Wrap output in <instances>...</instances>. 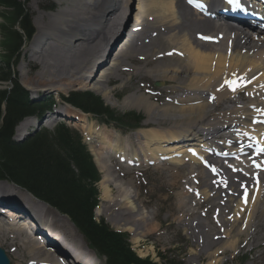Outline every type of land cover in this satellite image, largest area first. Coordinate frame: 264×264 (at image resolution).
<instances>
[{
    "label": "bare ground",
    "instance_id": "obj_1",
    "mask_svg": "<svg viewBox=\"0 0 264 264\" xmlns=\"http://www.w3.org/2000/svg\"><path fill=\"white\" fill-rule=\"evenodd\" d=\"M206 1L211 2L208 4L210 18L203 17L196 10L188 9L184 0H71L73 4L49 15V21L43 23L46 27L39 26L40 29L29 45L32 52L29 61L37 63L42 62L40 57H45L47 51L44 46H47L48 40L54 39L68 47L67 51H73L71 52L73 55L68 58L77 65L74 71L75 75L80 77L78 80L85 79V88L94 90L110 105H114L109 102L111 93V98L115 96L109 86L112 75L117 73L122 63L123 72L131 71L130 65L125 64V59L132 60L135 55H139L137 57H140L147 65L154 64L144 72L142 68H135L137 73L143 72L144 77L151 76L163 82L168 79L180 83L178 87L181 93L170 98L164 107L159 106L160 104L156 105L144 94L132 93L125 97L123 102L125 105L145 109L150 116L147 123L154 120L157 125V128H150L152 126L147 125V128L133 132L132 135L124 138L125 141L129 140L131 145V136L135 137L137 149H128L131 153L134 151V155L128 152L125 146L124 148L120 146L122 137L120 134V136L115 134V131H113L115 133L108 132L105 128L95 130L93 123L88 119H82L81 127L89 140L95 162L102 172L109 168L106 158L117 155H119V161L123 160L129 167L135 166L134 172H139L146 163L152 161L157 165L170 164L172 168L162 169V176L153 182V186H157V191L163 192L162 188L168 187L166 182L173 183L179 177L180 169L178 168L186 167L188 180L182 185L181 194L180 192L177 194V200L172 202L173 207H168V215L172 218L175 212L190 208L189 200L192 201L194 197L191 195L193 193L189 185L195 181L197 184L195 190L200 189L201 196L205 200L194 203L195 210L192 208L191 212L188 210L186 214L181 213L182 217L179 216L180 219H178L179 223L184 222L189 229L195 224L194 227L199 226L207 231H202L200 234L206 237L209 245L205 246V241L203 242L202 239L200 241L203 242L200 245L202 251L195 249L191 254L193 256L206 255L205 251L211 244H213L211 249H216L214 247L218 244L214 243L213 236L225 237L218 239L221 240L219 244L223 243L219 245L221 247L218 255L227 250H235L238 237L243 233L251 235L254 239L259 237L256 233L257 227L251 234L248 231L258 222H262L264 216V174L258 173L253 166L251 168L248 160L255 158L252 165L256 161L264 165V156L255 157L252 154L254 147L251 150L247 144L264 135V127L259 123L264 119V28H261L263 36L255 35L247 38L236 35L231 39L229 33H226L224 38V29L217 25L213 16L220 18L221 11L229 0ZM247 1L256 2L257 0ZM132 20L131 27L127 28ZM194 34L196 36L210 35L218 37V40L216 43H204L194 38ZM228 39H231V44ZM141 43L144 44L141 45ZM116 45L118 50L113 52ZM92 48L101 49V51L105 49V53L97 60L94 57L79 59V52L82 49L85 51L93 50ZM172 48L176 50L172 51ZM107 54L109 59H106ZM91 56L97 57L96 54ZM47 60L50 58H46L45 63ZM90 70H92L91 75L87 76ZM229 82H235L240 86L233 91ZM153 96L158 100L157 96L161 97L163 94L160 95L157 92ZM210 98L213 101H210ZM163 121H169L167 126L159 125L165 124L162 123ZM30 123L31 119L24 120L18 126V130ZM225 150L228 155L247 154L248 159L238 161L239 165L246 168L244 174L240 173L235 164L225 165V162H232L228 159L229 156H226L225 160L222 159L224 154L218 158V153H224ZM193 153L203 155L212 163L213 167L220 172L221 178L202 168ZM121 156L125 157L121 158ZM166 159L169 161L162 163ZM160 167L157 166L155 169ZM143 170L149 171L148 168ZM164 177L167 179L165 180ZM135 181L137 182V179ZM101 184L103 187L101 197L103 194L118 216L126 217L127 222L121 224L122 227L133 235L143 233L142 228L135 227V223H151L145 209V206L150 205L151 202L141 201L144 206L140 204L138 193L142 189L141 185H138L137 195L134 190H131L132 188L118 183L115 185L118 186L117 195H114L106 176H103L100 186ZM144 190H146L145 195H148V193L153 194L155 189L151 184ZM0 191V195L3 193L7 197L14 196V203L19 206L16 208L22 209L24 213L41 223L43 230L53 235L56 241L63 245L64 250L74 254L81 264H95L92 258L96 257L94 252L88 248L84 238L66 216L14 184L0 182ZM235 197H240V204L234 210V213H237L232 219L225 220V215ZM104 198L102 197V200L105 201ZM206 200L211 203L209 210L216 207L219 209V213L215 211L218 218L209 222L206 221L207 219L203 221L202 218L210 216V214L206 216L208 209V211L202 209ZM216 200H219L217 205H215L216 202L214 203ZM46 210L52 211L54 218L45 217ZM96 215H99L97 210ZM17 216L18 214L14 211L0 209V236L2 238L4 236L11 242L17 239L23 241L21 245H24L32 254L30 260H36L37 264L50 261L53 254L43 249L47 242L41 243L31 225L21 219L18 221ZM229 221L231 228L238 223L241 226L238 225L239 228L234 233L232 229L225 230ZM210 222L214 225L222 222L213 227L215 231H218L212 235L209 231ZM71 232L79 240L77 247L74 245L76 239L66 236ZM24 233L28 234L27 243L21 239ZM34 239L39 241L41 248L33 246ZM226 240L228 245H224ZM193 242L196 241L193 240ZM51 261L50 264H56L53 259Z\"/></svg>",
    "mask_w": 264,
    "mask_h": 264
},
{
    "label": "rangeland",
    "instance_id": "obj_2",
    "mask_svg": "<svg viewBox=\"0 0 264 264\" xmlns=\"http://www.w3.org/2000/svg\"><path fill=\"white\" fill-rule=\"evenodd\" d=\"M50 1L52 3H54L57 7L56 10L53 12L44 11L42 9L43 5H46V3H47L43 0H31L28 4V8H29L30 13L33 17V24H34V27L36 29V33H37L38 29H40L39 26L42 27L47 21H49L48 18H49V15L51 13L55 14V12H57L59 9L66 8L68 5L73 4L70 2L71 0H50ZM1 10H5V9L0 8V11ZM124 15H125V13L123 14V17H124ZM132 23H133V20H132V22L130 21L127 28H130ZM44 27H46V26L44 25ZM122 30H123V28L121 29V32H122ZM210 33H213V32H210ZM193 37L197 38L195 34L193 35ZM30 43L31 42L25 44V46L23 47L21 58L19 59V61L14 66H12V73L15 74V75H12V77L13 76L17 77V79L20 81V83L23 84L28 89V91L30 92V94L34 100L37 98L50 97V96H53L56 100H58V106L56 108V111L60 110V112H62L63 114H70V116L72 115L71 118H67L66 116L62 115L61 118L59 119V121H65L67 124L70 125V127L74 128L78 131L80 130V132L83 135L84 141L89 145L87 138L85 137V134H84V129L81 127V123H79L78 121H75V118L72 120V117L75 115L76 111L71 109L69 106L63 104L60 100L61 95H68L71 91L87 90L85 88L86 86H84L86 80L85 79L82 81L78 80L80 77L78 78V75H75L76 72L74 71L75 70L74 68L77 65H75V62H71L70 61L71 59L68 58V56L70 57V55L71 56L73 55V53H71L73 51L72 50L67 51L68 47H66L65 45H62V43H59L54 39H50L47 42V46L46 45L44 46V48H46L47 54L45 53V57H43V56L40 57V61H42V62H40V63H37L36 61L30 62L29 61L30 56L32 55L31 47L29 46ZM0 44H1V40H0ZM121 44H123V43H121ZM143 44L144 43H141V45H143ZM118 45H116L113 52L118 50L117 49ZM173 50H176V48H172V51ZM82 51H83V49H82ZM82 51L79 52V57H80L79 59L80 60L84 59V57H86V58L94 57L95 60H97L102 54L105 53V49L103 51H101V49H99V50L88 49V50H85L83 52ZM80 53H81V55H80ZM95 54L97 57L91 56V55H95ZM137 56H139V55H135V57H133L132 60H130L129 58L127 59L126 58L127 56L125 57L126 58L125 64L130 65V69H132L131 71H124L123 72L122 68L124 65L122 63L119 66L120 69L117 71V73L115 75H112V78H111L112 80L109 83V86L111 87L115 96L111 98V96H112V93H111V96H110L111 99L109 98V102L114 103V105L108 104L105 101V99L102 96L101 97L103 98L104 102L107 103V105H109L114 111H116L120 114L135 112L136 114L143 115L144 120L141 122L140 128L133 130V129L129 128L128 125L121 124V123L116 122V121L115 122H113V121L106 122L103 119H95L91 115L87 118L88 121L93 123V128L95 130L105 128V130H107L108 132H112V133L116 132L115 134H117V135L120 134L122 137V140L120 141V146L123 148L125 146V148H127V150L129 148H132L133 150L137 149L138 145H136L137 141H136L135 137L131 136V139H130L131 145H130L129 140L125 141L124 138H126L130 134L132 135L133 132L147 128L148 127L147 125L152 126L150 128H153V127L157 128V125H156V123H154V120H152L149 124L147 123L148 118L150 116L146 112L145 109H139L136 107H129V106L125 105L123 103L125 100V97L128 96L129 94H132V93L144 94V95L148 96L151 101L156 103V105L160 104L159 106L164 107V106H166V104H168L170 98L181 93L180 88L178 87V86H180V83L177 82L176 80H168L167 79L166 81L163 82V81L158 80L157 78H154L151 76H145L144 77L143 76L144 70H146L147 68L149 69L154 64L147 65L140 57H137ZM46 58H50V60H47L45 63ZM106 59H109L108 54L106 56ZM135 68H142L143 72L137 73L135 71ZM91 71L92 70H90L87 73V76L91 75ZM136 73H137V75H136ZM75 79L77 81H75ZM7 85H9V82L5 83L3 85L0 84V88L6 87ZM174 88H176L177 90ZM152 89H153V92L157 91L158 94H160V95L163 94V96H161V97L157 96L158 100H156L153 95H155L157 92L154 94H151V95L149 94ZM92 91H94V90H92ZM177 114H179V113H177ZM162 123H165V124H159V125L162 127H165V126H167L169 121H163ZM35 124H36V121L32 120V122L26 126V130L31 131V128H35ZM82 125H83V121H82ZM48 127L51 128V126H48ZM149 129H147V130H149ZM113 131H115V132H113ZM17 133H18V130H17ZM143 140L144 139H142V141ZM123 141H125V142L123 143ZM90 147H91V145H90ZM128 152L131 153V150H128ZM131 154L134 155V151ZM168 161H169V159H166L162 163H166ZM106 163H107V166L109 168L103 172L101 171L102 178H103V176H106V178L109 179V187L112 190V193L114 195H117V187L118 186H115V185H117L118 183H120V184H122V185H124L130 189L132 188L131 190H134L135 194H137V192H138L137 191L138 187H139L138 185H141L142 189L139 190L141 193V197H140V193H138L139 194L138 200H139L140 204L142 206H144L141 201H143V203L147 200L149 202H151L150 205L145 206L146 207L145 209L147 211V216L151 221V223H149L150 225L147 222L144 224H142V223L140 224V223L136 222L135 227L142 228L141 230H143V233L138 234V235H133L130 231H128L127 229H124L121 225L123 223L126 224L125 223V222H127L126 217L125 216L122 217L119 215L120 216V218H119L118 214L116 213V211L114 209H112L113 207L111 205H109V203L107 202V199L104 198L103 194H102V197L105 199V201L102 200L101 193L103 192V187H102V184L100 186V183H99L100 204H99L98 209H97V212L99 215L96 216V218L99 220L105 219L115 229L129 232V234H130L129 238H130V241L132 243V246H133L134 250H136V252L140 256H143V257L148 256L149 258H151L154 261L159 262V263H164L163 258H160V256H159V253H160L165 258H167V260H169V261L173 260V261L178 262L180 264H208L209 262H210L209 264H264V233H263L264 232V230H263L264 229V222H263L264 216L262 218L263 223L262 222H258V223L256 222L257 223L256 226H253L251 228V230L248 231V233L251 234L254 232L253 229H255L257 227L258 232H256V233H257V236H259V237H256L254 239V238H251V235H247L246 233H243L238 237L239 239L237 241L235 250H232V251L227 250L225 252L223 251L224 253H220L218 255L217 254L219 252L218 250L221 247L219 245L223 244V243L219 244V242L221 240H218V239L225 238V237H221V236L219 237L218 236V238H217V236H216V238H215V236H213L215 239L214 243L218 244V245H215V247H214L216 249L212 248L213 249L212 250L211 245H213V244L210 243L211 245L207 249L208 252H207V250L205 251L206 255L200 254L201 256H193V255H191L192 252L195 251V249H200L201 243H203L205 241L204 245L205 246L209 245V242L206 240V237L201 236V234H200L202 231H206V230L205 229L202 230V228L199 226L194 227L195 224H193L192 226L190 225L191 228L189 229V227L187 225H185L184 222L179 223L178 219H180V217H182V216H180L181 213L185 212V214H186L188 210L196 207L194 205V203L200 202V201L202 202L205 200L204 197L201 196L200 189H198V191L195 190L197 187V184L195 181L189 185L190 188L192 190H195V192L197 193V194L195 193V195H194V191H191V193H193L191 195L194 198L192 199V201L189 200V203H190L189 207L190 208H187V209L184 208L183 210H181L182 212H179V211L175 212V214L172 218L169 217V215H168L169 214L168 207L169 206L173 207L172 202L177 200V198H176L177 194L180 191H182V185L188 180V178L186 176L187 170H185L186 167H183V166L179 167L178 168V169H180L179 173H178L179 177H177V180L174 181L173 183L168 181V182H170L169 184H168V182H166L165 184L168 185V187L162 188V190H164L163 192H158L157 186H153V182H155L156 180H158L162 176V169L172 168V165L167 164L166 166H164L163 164L157 165L155 162H154V164H150L148 162L145 164V167H143V169L148 168L149 171L146 172L141 167L142 170H140L139 172L138 171L134 172L135 170L133 168L135 166L129 167L128 164H126L125 162L119 161L118 156L106 158ZM157 166H161L160 169L159 168L155 169ZM127 168H130V169H127ZM239 168H240V173L244 174V172H246V170L242 166H240ZM164 178H165V180L167 179V177H164ZM136 179H137V182L135 181ZM0 182H5V181H0ZM151 184H152L153 189H155L153 194L148 193V195H145L146 190H144V189H147V187L150 186ZM172 185H174V186H172ZM159 189L161 190V187H159ZM180 194H181V192H180ZM161 196H163V197H161ZM224 198L225 197H223V199ZM235 198L236 199H234L233 202L230 204L228 212L225 215V220L232 219L233 216L237 213V212L234 213V210H236L240 204L239 203L240 197H235ZM208 201L209 200H206L204 202V205H202L204 207H202V209H204V210L208 209L209 210L211 203H210V201L209 202ZM218 202H219V200L214 201L215 205H217ZM10 208L13 209L14 207L12 206ZM202 209H201V211H203ZM20 210H21V214L23 216H28L26 213H24L22 211V209H20ZM192 210H195V208ZM192 210H190L189 212H191ZM215 211H217V213H219L218 207H216V209L215 208L210 209L207 212L208 214L206 213V216H208L209 214H210V216L208 218L202 217L203 221H205L207 219L206 221L209 222V221H212L213 219L218 218L216 216ZM16 214H19V213H16ZM53 215L54 214L52 213V211L46 210L44 216L49 218V219H52ZM202 218H201V220H202ZM35 221L39 224V222L37 220H35ZM210 223H211L210 224L211 227L209 230L210 234L212 235V234H215V232L217 233L218 230L215 231L213 227L219 225L222 222L216 223V225H214L212 222H210ZM228 224L229 225H227L225 227V230L232 229L233 233L237 230V228H239V227H237L239 225V223L237 226H234L233 228H231V226H230V224H231L230 221ZM128 225H129V223H128ZM239 226H241V225H239ZM41 228H42V226H41ZM144 228L145 229L148 228V229L145 230ZM56 230L60 231L57 228H56ZM72 232L70 234L69 233L66 234V236L68 235L69 237L72 236L73 238H75L76 242L74 243V245H75V247H77V242L79 240ZM60 233H61V231H60ZM61 234L63 235V233H61ZM11 236H13V234ZM5 239L6 238H4V236H3V238L0 236V247L4 248L6 250L9 258L11 259V264H30V262L32 261V260H30L32 257V254H30L28 252V249L24 245H21L23 243V241H20L19 239H17L15 241L11 242V241H9L7 239L5 240ZM21 239L25 240V242H26L28 239V234L24 233V236L21 237ZM202 239H203V242H200ZM68 240H69V238H68ZM193 240H195L196 242H193ZM216 240H217V242H216ZM69 242L72 243V241H70V240H69ZM228 244L229 243L226 240L224 245H228ZM33 246L38 247L35 243L33 244ZM34 251H38V250H34ZM201 251H202V249L199 250V252H201ZM94 255L96 257H92V258H94L95 264H106V260L104 257L98 256L96 254V252H94Z\"/></svg>",
    "mask_w": 264,
    "mask_h": 264
},
{
    "label": "trees",
    "instance_id": "obj_3",
    "mask_svg": "<svg viewBox=\"0 0 264 264\" xmlns=\"http://www.w3.org/2000/svg\"><path fill=\"white\" fill-rule=\"evenodd\" d=\"M29 1L0 0V8L5 9L0 12V82L11 83L0 89V179L15 182L67 215L107 264H159L139 257L131 247L128 233L95 219L101 174L79 131L59 123L53 130H37L22 141L13 139L15 127L24 118L41 117L55 105L52 97L32 100L17 77H12V66L21 57L24 40L35 32L27 7ZM44 1L48 2L46 10L55 9L50 0ZM62 100L106 121L125 122L134 128L143 119L134 112L116 114L89 91H73L62 96Z\"/></svg>",
    "mask_w": 264,
    "mask_h": 264
},
{
    "label": "water",
    "instance_id": "obj_4",
    "mask_svg": "<svg viewBox=\"0 0 264 264\" xmlns=\"http://www.w3.org/2000/svg\"><path fill=\"white\" fill-rule=\"evenodd\" d=\"M0 264H10V260L2 248H0Z\"/></svg>",
    "mask_w": 264,
    "mask_h": 264
},
{
    "label": "snow or ice",
    "instance_id": "obj_5",
    "mask_svg": "<svg viewBox=\"0 0 264 264\" xmlns=\"http://www.w3.org/2000/svg\"><path fill=\"white\" fill-rule=\"evenodd\" d=\"M230 3H239V0H230ZM229 86L232 88L233 91L236 90L237 87L240 85L236 84L235 82H229Z\"/></svg>",
    "mask_w": 264,
    "mask_h": 264
}]
</instances>
